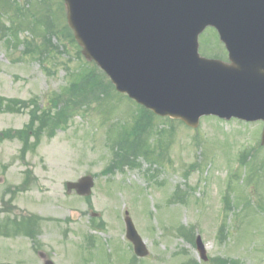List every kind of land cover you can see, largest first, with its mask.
Here are the masks:
<instances>
[{"label": "rangeland", "instance_id": "rangeland-1", "mask_svg": "<svg viewBox=\"0 0 264 264\" xmlns=\"http://www.w3.org/2000/svg\"><path fill=\"white\" fill-rule=\"evenodd\" d=\"M57 2L61 0H17L23 12L18 16L14 5L0 0V135L32 124L36 116L29 119L28 100L36 98L47 109V100L59 96L66 80L73 78L71 66L80 75L94 71L93 85L103 96H70L57 102L68 112L66 123L50 137L40 136L34 151L23 158L17 134L0 140V264H264V147L258 144L262 124L208 116L191 129L157 117L141 131V137L150 136L141 146L155 157L161 185L148 181L152 166L145 159L138 169L103 174L109 149L117 152L119 134L123 142L139 118L138 107L113 89L102 91L109 80L80 54L72 36L50 39V45H58L40 55L42 61L37 59L38 40H25L26 33L37 34L28 17H47L60 30L66 9ZM12 22H23V27L6 31ZM26 42L35 49L32 57L21 53ZM199 42L201 55L226 58L213 28L205 29ZM6 99L26 100L27 105L11 103L23 112H7ZM81 103L89 104L84 108ZM167 158V165L159 161ZM27 169L33 180L25 187L20 184ZM84 180L90 182L88 192L79 194L76 184ZM172 192L177 196L171 197ZM4 207L7 212H2ZM125 211L148 249L144 258L133 253L125 237ZM27 223H33L34 239L26 236ZM92 224L102 230L90 231ZM181 225L193 227L194 235L187 231L181 238ZM196 236L204 244L206 261L199 258ZM97 241L107 244L100 247ZM97 249H102L100 255Z\"/></svg>", "mask_w": 264, "mask_h": 264}, {"label": "water", "instance_id": "water-1", "mask_svg": "<svg viewBox=\"0 0 264 264\" xmlns=\"http://www.w3.org/2000/svg\"><path fill=\"white\" fill-rule=\"evenodd\" d=\"M64 1L82 54L136 102L192 127L203 114L264 122V0ZM207 25L218 30L228 63L199 56ZM125 224L145 255L128 216ZM198 249L205 258L199 239Z\"/></svg>", "mask_w": 264, "mask_h": 264}, {"label": "trees", "instance_id": "trees-1", "mask_svg": "<svg viewBox=\"0 0 264 264\" xmlns=\"http://www.w3.org/2000/svg\"><path fill=\"white\" fill-rule=\"evenodd\" d=\"M65 31V32H64ZM64 31H53V32H51V31H48L47 33H48V37H45L44 38V40L48 43L49 42V38H50V36H52V35H55V36H57V37H61V35H59V33L61 34L62 32V35H66L67 33H66V30H64ZM26 53L27 54H30V55H34V53H35V49L32 47V45L30 44V43H26ZM44 52L45 51H47V48H44V50H43ZM43 51L42 50H40V53H39V56L40 55H42V53H43ZM88 83H94V80H93V78H92V73H89V74H85L84 76H83V78L81 79V82H80V84L79 85H72L71 86V88L73 89V88H76V89H78L79 91L80 90H82V92H84L85 91V87L84 86H86ZM77 90V91H78ZM69 92H70V90H66L64 93H63V96H66V95H69ZM82 92H81V94H82ZM6 101V104H4V110L5 111H7V112H13V111H16L17 110V108H14L13 106H9V104H11V103H15V104H17V103H20L19 102V100H5ZM64 109H66V108H61L59 111H58V114H59V116H64V115H66V112H64ZM59 121H56V123H58ZM28 128L26 127V130H27ZM37 132H40V129H37L36 130ZM28 132H30V131H28ZM28 132H26V131H21V132H18L17 133V137H19V138H21L23 141H24V143H26L27 142V139H28V136H30V134H27ZM140 131H137V130H133V133L134 134H137L135 137H137V138H140L141 139V134H138ZM31 133H34L32 130H31ZM6 137H11V136H13V135H16V133H12V131L10 132V131H7V132H5V134H4ZM127 141H130V140H125L124 141V143H126ZM135 142V141H134ZM136 145H138V144H136ZM139 149H137L136 151H138ZM135 151V152H136ZM120 161L121 160H117L116 161V163H120Z\"/></svg>", "mask_w": 264, "mask_h": 264}]
</instances>
